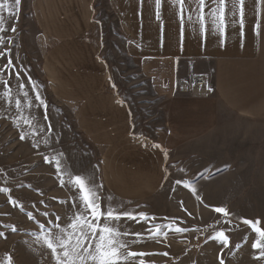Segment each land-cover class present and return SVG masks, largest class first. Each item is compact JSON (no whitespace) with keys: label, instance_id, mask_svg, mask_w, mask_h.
<instances>
[{"label":"crops","instance_id":"0c3cea01","mask_svg":"<svg viewBox=\"0 0 264 264\" xmlns=\"http://www.w3.org/2000/svg\"><path fill=\"white\" fill-rule=\"evenodd\" d=\"M105 1L124 40V55L133 63L132 73L148 83V95L117 90L99 38L98 0H21L18 13L14 0H0L5 5L0 20L6 28L16 29L14 42L25 43L29 36L34 37L32 44L41 40L45 81L95 149L105 192L132 203L168 192L176 197L181 213L182 205L188 211L187 197L194 196L197 207L211 204L210 210L217 213L219 172L232 178L234 162L242 166L233 179L244 173L243 179L250 180L244 195L251 196L256 189L251 180L260 179L258 196H264V165L257 178L250 173L252 164L264 163V0L259 5L258 0H245L243 37L226 10L229 23L223 44L210 24L202 35L198 24L185 23L183 50L178 5L162 0L161 29L155 0ZM196 3L185 0L186 9ZM205 3L207 12L212 3ZM191 74L203 76L206 85L180 93L178 83ZM153 144L168 150L167 160ZM189 157L196 164L192 178L186 165ZM172 170L176 177L171 183ZM189 178L196 195L176 184Z\"/></svg>","mask_w":264,"mask_h":264},{"label":"rangeland","instance_id":"374dc122","mask_svg":"<svg viewBox=\"0 0 264 264\" xmlns=\"http://www.w3.org/2000/svg\"><path fill=\"white\" fill-rule=\"evenodd\" d=\"M95 18L100 23L99 38L104 44L117 90L148 95L151 92L148 83L133 74V63L124 55V40L118 33L116 21L105 0H98ZM31 28L29 26V31L33 32ZM11 29L8 27L0 33L13 40L11 46L7 41L0 46V51L11 48L10 57H0V68L6 67L9 58L13 65L0 76V189H8L7 193L0 192V233H3L0 235V264H5L9 256L12 257V264H55L50 250L36 240V235L41 231L39 226L44 224L46 229H54L55 224H60L66 227L77 213V205L83 211L78 190L69 182V176L94 174L97 184H101L98 179V158L95 149L76 129L67 106L55 99L45 81L42 68L44 46L41 40H38L39 44H32L30 40L34 37L29 36V42H14L18 40L17 32H12L10 36ZM4 80L10 86V97L4 95ZM20 83L24 84L23 90L19 88ZM36 91L47 105L46 109L35 101ZM24 92L28 93L27 99ZM17 99L21 101L19 109L15 105ZM29 101L32 102L31 107L28 106ZM25 120H31V125L26 124ZM21 135L25 138L20 139ZM45 156L61 161L62 178L65 181L63 187L61 174L56 172L55 160L46 163ZM186 165L188 176L194 177V158L189 157ZM263 165H251L252 178L260 176ZM231 166L230 173H235L232 178L226 179L225 172H219L222 189L220 195L215 196V204L228 210L227 217L222 213H213L209 207L211 204L206 206L198 203L197 207L194 196L187 197L188 211L182 205L181 213L176 197L169 196L168 192L148 201L132 203L108 195L102 187V210L106 208V202L111 201L120 211H127L135 215L136 219L121 217L119 221L109 222L101 218L99 223H109L117 227L119 232L128 234L121 237L128 242V247L122 250L125 254L127 251L150 253L134 258L130 264H138L140 259L145 264H220L221 260L224 264H264V258L254 259L259 254V250L252 247L257 234L250 225L242 222L260 221L258 226L264 230V196H258L260 179L251 180V183L256 184V189L251 191V196L244 195V185L246 183L248 187L250 180L243 179L241 175L244 173H240L239 179H233L238 175L236 168L242 164L232 162ZM255 166L258 170H255ZM250 173H245V176ZM175 177L176 173L172 170L171 183ZM190 178L188 182H194ZM165 189L168 191L169 188ZM9 197L17 201L15 206L9 202ZM249 201L251 210H248ZM45 212L47 215L43 214ZM29 213L35 219H29ZM141 213L149 219H142ZM165 225H171V230ZM154 226H160L167 236L149 239L147 230ZM13 227L16 228L15 232L11 231ZM176 227L187 230L177 233L174 230ZM219 231H224L229 237V247L225 248L211 239ZM165 252L167 256L163 255Z\"/></svg>","mask_w":264,"mask_h":264},{"label":"snow or ice","instance_id":"6c2138e0","mask_svg":"<svg viewBox=\"0 0 264 264\" xmlns=\"http://www.w3.org/2000/svg\"><path fill=\"white\" fill-rule=\"evenodd\" d=\"M173 5L179 6V20L181 24V50L183 41V29L185 23L189 25L198 24L201 34L203 35L207 29L208 25H211L212 31L218 33L221 36V44H223V37L225 29L228 26L229 20L226 19L227 16L231 19L233 24L238 23L240 27V36L244 35V24H245V0H211L212 7L205 11L208 7L205 0H198L195 6L188 10L186 9L185 0H170ZM21 0H14L15 9L14 12H19V6ZM259 5V0H258ZM5 5L0 3V8H4ZM161 7L162 0H155V17L157 21L161 23V29H163V21L161 17ZM259 11V8L257 9ZM12 9H9V15L14 14ZM256 34H260V24H256ZM6 31L5 24L0 20V33ZM12 32L16 29L13 27ZM7 41L8 45H13L12 38H5L0 35V46H3ZM11 48H6L4 51H0V57L9 56L10 57ZM12 59L9 58L5 68H0V76L3 75L5 71L12 68ZM17 79H19V74L17 73ZM4 87L6 89L4 95L10 97L11 89L7 80L3 81ZM33 90H36V86L33 83ZM115 87V85H113ZM20 90L24 89V84H19ZM208 92H212L213 89L209 87ZM24 97L27 99L28 93L24 92ZM35 101L38 102L40 106L45 109L47 105L40 96L39 92L36 91ZM117 103H122L117 101ZM17 109L21 107V101L17 99L15 101ZM28 106H32V102H28ZM45 119L47 116L45 115ZM26 124L31 125V120H25ZM24 135L20 136V139H24ZM35 147V145H33ZM153 148L159 149L165 160H167L169 152L166 148H163L160 144H153ZM55 160V168L58 174H61V186L65 185L63 180V169L61 168V161L58 158L44 157L46 163H52ZM69 182L77 188L80 201V205L83 207V211H80V206L77 205L78 211L74 215L71 223L66 227L60 224H55L54 229H46L44 224H41L40 232L36 235V240L41 242L44 247L50 250L51 256L53 257L55 264H130L131 260L136 257H144L150 255V253L144 252H134L127 251L125 254L122 250L128 247V242L123 240L121 237L128 235L127 233H121L117 230V227L110 226L109 223L101 225L99 221L101 218L106 219V221H119L121 217H128L130 219H136L135 215L127 212L120 211V209L111 201L106 202V208L102 210L100 189L103 187L101 184H97L94 174H76L69 176ZM177 185H183L185 188H189L193 195H196V189L192 187L191 183L184 181L182 179L176 180ZM175 190V189H174ZM0 192L7 193L8 189H0ZM199 198V197H198ZM9 202L14 206L17 201L11 200L9 197ZM22 208V206H20ZM217 213H222L225 217L229 215L226 208L217 207L214 209ZM47 215V213H43ZM141 218L144 220L149 219L146 214L141 213ZM29 219H35L31 213L28 214ZM59 219V217H57ZM154 219V218H153ZM245 225H250L252 230L257 234V239L253 243V249H258L259 254L254 256V259L260 260L264 258V230H262L258 225L260 221L253 223L251 220H243ZM165 228L171 230V225H165ZM175 232L181 233L187 229L176 227ZM11 231L15 232L16 228L13 227ZM149 239H157L160 236H167V232L163 231L160 226H154V228H149ZM3 235V233H0ZM140 236V234H136ZM211 239L218 241L223 247H229V237L225 235L224 231H219L216 235L212 236ZM93 241V242H90ZM138 241H133L136 243ZM159 242V240H157ZM239 247V246H237ZM167 256L168 253H163ZM5 264H12V257L6 258ZM138 264H145L143 259H140ZM220 264H224L221 260Z\"/></svg>","mask_w":264,"mask_h":264},{"label":"built area","instance_id":"2783aa9c","mask_svg":"<svg viewBox=\"0 0 264 264\" xmlns=\"http://www.w3.org/2000/svg\"><path fill=\"white\" fill-rule=\"evenodd\" d=\"M206 85V80L201 75L191 74L186 81L178 83V91L180 93H191L194 88H201Z\"/></svg>","mask_w":264,"mask_h":264}]
</instances>
